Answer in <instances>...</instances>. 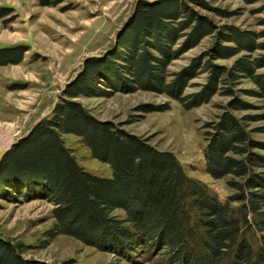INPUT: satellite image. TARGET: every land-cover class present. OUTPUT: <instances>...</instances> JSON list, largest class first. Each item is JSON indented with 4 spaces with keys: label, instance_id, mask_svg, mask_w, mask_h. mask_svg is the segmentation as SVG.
<instances>
[{
    "label": "trees",
    "instance_id": "16d2710c",
    "mask_svg": "<svg viewBox=\"0 0 264 264\" xmlns=\"http://www.w3.org/2000/svg\"><path fill=\"white\" fill-rule=\"evenodd\" d=\"M189 1L207 6L202 0H139L117 49L104 59H88L52 117L39 122L4 158L0 199H44L54 205L47 242L67 235L121 259L161 250L166 264H264V140L254 137L264 128L250 126L259 116L236 114L250 105L239 98L242 91L235 89L249 78L259 88L252 94L264 97V74H257L264 67V56L252 57L264 50V42H259L264 31L216 27L195 12ZM9 13L10 9L0 7V19ZM213 35L218 42L204 54L207 61L195 60L169 81L167 69L172 61ZM183 37L186 41L177 49ZM26 51L24 46L1 48L0 67L20 62ZM241 53L246 55L231 67L213 63ZM200 71L210 74L209 83L199 94L185 96L190 80ZM221 85L232 99L224 113L207 125L205 159L212 178L231 177L229 185L236 193L225 203L206 183L190 177L174 153L157 149L113 121L97 119L77 100L146 90L168 95L192 109L209 102ZM169 109L143 107L142 111ZM67 134L78 136L93 158L108 164L112 177L86 171L67 147ZM31 249L22 240L0 236V264H49L25 258Z\"/></svg>",
    "mask_w": 264,
    "mask_h": 264
},
{
    "label": "rangeland",
    "instance_id": "374dc122",
    "mask_svg": "<svg viewBox=\"0 0 264 264\" xmlns=\"http://www.w3.org/2000/svg\"><path fill=\"white\" fill-rule=\"evenodd\" d=\"M58 1L44 5L41 0H0V7L10 9L9 15L0 19V49L16 46L27 49L20 62L0 67V150L12 149L13 144L25 138L42 117H45L43 120L52 117L53 112H50L54 105L64 98L67 86L82 72L88 59H104L117 49L119 37L139 0ZM202 1L207 6L188 3L216 27L236 26L255 33L264 31V0L256 3L247 0ZM218 10L228 15L222 16ZM185 41L183 37L176 48L182 47ZM217 42L215 35L207 36L181 52L167 69L168 80L190 68L195 60L201 58L205 63L204 54ZM259 42H264V38ZM223 45L234 46L227 42ZM243 55L246 53L218 58L213 63L231 67ZM260 56H264V50L252 54L253 59ZM257 74H264V67ZM209 79L208 72L200 71L190 80L185 96L199 94ZM220 87V92L209 102L192 109L168 95L146 90L116 92L109 97L81 96L77 100L97 119L113 121L129 133L148 139L157 149L174 153L190 177L206 183L225 203L236 193L229 185L231 177L212 178L206 172L205 159L207 125L224 113L232 99L224 94V85ZM235 89L242 91L239 98L250 105L236 114L259 116L250 126L264 128V97L251 92L259 89L257 84L246 78ZM164 106L170 109L142 111L143 107L157 109ZM254 137L264 140V132H256ZM64 139L86 171L100 177H112L111 167L93 158L91 150L78 136L67 134ZM238 205L233 203L234 207ZM53 210L54 205L44 199L21 202L0 199V236L31 245L25 258L49 264H166V255L161 250L152 249L151 253L140 252L130 259H121L67 235H57L47 242L54 225Z\"/></svg>",
    "mask_w": 264,
    "mask_h": 264
},
{
    "label": "water",
    "instance_id": "95a60500",
    "mask_svg": "<svg viewBox=\"0 0 264 264\" xmlns=\"http://www.w3.org/2000/svg\"><path fill=\"white\" fill-rule=\"evenodd\" d=\"M134 12H135V10H134ZM116 45H117V44H116ZM116 45H115V46H116ZM79 74H80V73H78V74L75 76L74 80H76V78L79 76ZM74 80H73V81H74ZM56 104H57V103H56ZM56 104L54 105V108H53V110H52L50 113H52V112L55 110ZM44 118H45V117H42V118L38 121V123L41 122ZM32 129H33V128H32ZM32 129L30 130V132L32 131ZM30 132H29V133H30ZM18 143H19V141L15 142L13 145H16V144H18ZM10 149H11V147L3 148V149L0 150V164H1V162H2V160H3V158H4V156L9 152Z\"/></svg>",
    "mask_w": 264,
    "mask_h": 264
}]
</instances>
